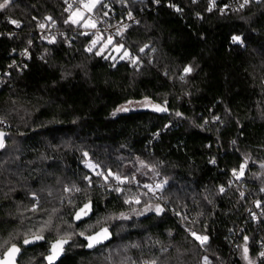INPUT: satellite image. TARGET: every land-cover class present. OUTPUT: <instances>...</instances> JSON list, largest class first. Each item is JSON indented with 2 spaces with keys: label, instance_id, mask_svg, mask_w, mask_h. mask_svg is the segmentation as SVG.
<instances>
[{
  "label": "trees",
  "instance_id": "obj_1",
  "mask_svg": "<svg viewBox=\"0 0 264 264\" xmlns=\"http://www.w3.org/2000/svg\"><path fill=\"white\" fill-rule=\"evenodd\" d=\"M107 2L118 16L132 12L139 25L100 55L104 42L88 51L87 35L74 37L71 47L39 38L41 23L69 27L65 0H12L0 11V71L29 52L22 71L11 69L0 86V121L8 134L0 151V240L11 235L21 247L19 264H48L57 228L60 235L107 228L109 239L93 248L73 235L55 264H205L204 257L209 264H246L247 237L250 258L263 264L264 221L245 211L257 196L264 209L257 177L264 165V0L227 14L208 11L207 0ZM113 44H123L117 55ZM125 50L140 68L121 59ZM187 66L193 70L185 74ZM146 97L167 111L113 115ZM96 171L137 183L117 193L110 189L114 179L105 183ZM145 184H163V198L144 195ZM74 185L81 191H65ZM126 196H139L140 203L126 204ZM89 202V215L75 220ZM157 204L161 214H137ZM50 216L45 240L23 245V234ZM188 229L209 237L206 252Z\"/></svg>",
  "mask_w": 264,
  "mask_h": 264
},
{
  "label": "snow or ice",
  "instance_id": "obj_2",
  "mask_svg": "<svg viewBox=\"0 0 264 264\" xmlns=\"http://www.w3.org/2000/svg\"><path fill=\"white\" fill-rule=\"evenodd\" d=\"M156 2L158 3L159 0H156ZM193 2H195V0H193ZM250 2V0H244V2L240 5L241 8H243L245 5H247ZM12 3V0H0V11L5 10L9 7V5ZM65 3L68 4V7L65 9V11L70 12V16L67 20H65V23H69L71 22L72 24H76V25H80L86 29H96V31L94 33H92V35L95 37L91 40V43L88 46V51H92V49L94 47H96V45L98 43H100V41L103 39L100 30L97 28V22L94 21L92 19V17L90 15H86L87 13H92L94 10L97 9V6H103L106 7V5L103 4V0H73V3H68V0H65ZM74 4L76 5L75 7V11H72ZM170 7H175V5H169ZM215 6V0H211V4L210 7L208 8V11H212L213 7ZM176 11H181L180 8H176ZM221 11L223 12V9H221ZM105 16H107V12L104 13ZM129 18H131V14L129 13ZM47 19L51 20V17H48ZM12 24H15L17 27H20V24L17 20H11L10 21ZM83 22V23H81ZM40 28H44L45 25L43 23H41L39 25ZM128 27V25H124V28L126 29ZM83 35H89L88 32H84L82 33ZM118 35H122V31L118 30L117 32ZM50 42H54V41H50ZM232 42L233 43H242V39L240 36H233L232 37ZM31 43V42H29ZM113 43V39L112 36H109L107 38V42L106 44L103 45V47L101 48V51H98L96 54L100 55L103 51V48H106L108 45ZM147 47V45L145 46ZM123 48V44H120L118 46H116L115 50L116 51H120ZM141 52L144 51V48L140 49ZM26 53H22V55H24ZM125 57H130V53L125 50L123 52V56H121V59L125 58ZM108 57H105V59H107ZM113 59H115V57H113ZM132 59V63L136 64L137 60L136 58H131ZM192 67L191 66H187L184 68V72L185 74L190 73L192 71ZM180 79H184L183 76L180 77ZM132 101H129V104H131ZM143 104V106H149L151 105V107L153 108V110L155 111H167L166 107H162L158 104H152L151 101L146 97L145 100L143 102H140ZM130 109L127 106L122 105L121 107L117 108L115 112H113V115L115 116L118 112H126L129 111ZM177 115H179V113H177ZM216 119H219L218 117ZM0 123H3V121H0ZM4 136L5 134L0 132V148H3L5 146L4 144ZM235 143V141L233 142ZM85 155H87L85 153ZM142 167H148V165L144 164L143 161L140 162ZM212 163H215V161H212ZM89 168L92 169H96L99 166L98 165H94L89 163L87 165ZM261 167H264V165H261ZM245 168V164H241L240 166V170H239V175L243 174ZM97 176H100L103 178V180L105 181V183L108 182L109 178L111 177L112 179H114L115 181L118 182V184H125V183H131L134 180L133 178H129V177H121L119 174H115L112 173L111 171H108L107 174H105V172L103 171H97L96 172ZM233 175H237L236 170H233ZM85 180L88 181L89 185H91L92 180L91 177L85 176L84 177ZM144 188L148 189L149 192H151L153 195L156 194L157 191H162L163 190V184H156L154 187L152 185H148L145 184L143 185ZM75 190L76 192H80L81 189L79 187H76L75 185L73 186V188H66L65 191H72ZM113 191H116L117 193H122L124 191V189L120 188V187H114L112 188ZM221 192L224 191L223 187H221L220 189ZM144 195H147V193H144ZM241 195H243V193H241ZM34 199H35V194H34ZM124 202L126 204H131V203H140V198L139 196H133L131 198L129 197H125ZM38 206H39V200L35 199V204L33 205L31 211L36 212L38 210ZM92 210V206H91V202L89 203H85L83 205V207H81L74 216V219L79 221L81 220L84 216L89 215V213ZM147 211H155L157 213V215L161 214L164 211V208H162L159 204L155 205V207L153 208L151 205H149L146 208ZM56 210L54 209L53 212H55ZM178 214V213H177ZM121 218L126 219L127 217H125L123 214H121ZM99 223V221L97 222ZM51 226H52V217L50 216L49 219L47 221H44L43 224L36 229L35 231H33L32 229H29L27 232H25L23 234L24 238H23V245H30V244H34L38 241H42L45 240V231H49L51 230ZM69 227H72V225H69ZM91 227V226H90ZM57 232V238L55 240H51L49 242L50 246H49V252L48 255H46L44 257V259L48 262V264H55V261L58 259V257L64 252V246L66 244L69 243V241L73 238V235H79L84 237V239L87 241V247L88 248H93L101 243H103V241L109 239V232L107 228H101L98 232H96L93 235H85L84 231L78 232V233H69V232H65L63 235H60L59 233V228L56 229ZM169 235H171V233H169ZM191 235L193 236V238L195 240H197L201 246H204L207 242L209 237L206 235H197V233L192 232ZM245 245L243 246V258L245 260H248V247H247V240L248 238L245 237ZM13 241V237L10 235L8 239H3L0 240V264H17V256L20 254L21 252V247L17 245V243L12 242ZM131 247H138V245H131ZM261 257H264V251H262L260 253ZM106 259H111V257H108ZM204 261L205 264H209L208 262V258L204 257ZM132 264H136L135 261H132ZM142 264H157V260L153 259L151 261H143ZM249 264H252V262L249 260Z\"/></svg>",
  "mask_w": 264,
  "mask_h": 264
},
{
  "label": "built area",
  "instance_id": "obj_3",
  "mask_svg": "<svg viewBox=\"0 0 264 264\" xmlns=\"http://www.w3.org/2000/svg\"><path fill=\"white\" fill-rule=\"evenodd\" d=\"M207 1H208V7H210L211 0H207ZM243 2L244 0H225L224 2H220V0H215V6L213 7L212 11H218L221 14L243 11L249 4L248 3L243 8H241L240 5ZM68 3H73V0H68ZM104 5H106V7H103V6L98 7L94 12L86 14V15H90L92 19L97 22V28L100 30L101 35L103 37V39L100 42L107 41V38L109 36H112L113 43L115 41H119L126 32L130 31L132 28L139 25L138 18L134 14H132V12H127L126 14L122 16H118L116 15L115 9L110 3L107 2ZM67 7H68V4L66 3L65 9ZM75 7L76 5L74 4L72 11H75ZM175 7L177 6L175 5ZM221 9H223V12L221 11ZM105 12H107V16L104 15ZM129 13L131 14V18H129ZM10 21L9 23L12 24ZM44 25H45L44 28H40V27L38 28L39 38L43 40H48V41L60 40L63 42L65 47H71L72 39L74 37H78L79 34H82L84 32L89 33V35L87 36H89L91 40L95 38L92 35V33H94L96 29H90V28L86 29L80 25L72 24L71 22H70L69 27L67 28L59 27L54 22L44 23ZM124 25H128V27L125 29ZM118 30L122 31V35L117 34ZM91 40L87 44V49H88L89 44L91 43ZM22 53H26V54L22 55ZM22 53L20 55L19 60L14 61L7 69L0 71V86L3 84V81L6 79V77L9 76L11 69L15 68L18 71H22V69L26 66V63L29 60V52L26 50ZM131 58H134V57L132 55H130V57H127V59L132 62ZM141 65L142 63L139 60H137L136 68H140ZM135 183L137 182L133 180L131 183H125L121 185V184H118L117 181L113 180L111 182L110 189L114 187L123 188L127 184H130L131 186H136ZM223 189L225 190V188ZM164 190L165 188L163 187L162 191H157L156 194L153 195L151 192L148 191V189H146V193L147 195L152 196L156 199H162ZM245 195H248V192H245ZM245 212L250 215V219L254 222L260 223L264 221V209L261 206L260 198L258 196L253 197L251 199V203L247 207ZM192 232H195V231L192 229L187 230V234L189 236H192L191 235ZM258 245H259V259L264 264V257L260 256V253L264 251V235L261 238H259ZM201 249L204 252H206L207 250L205 246H202Z\"/></svg>",
  "mask_w": 264,
  "mask_h": 264
},
{
  "label": "rangeland",
  "instance_id": "obj_4",
  "mask_svg": "<svg viewBox=\"0 0 264 264\" xmlns=\"http://www.w3.org/2000/svg\"><path fill=\"white\" fill-rule=\"evenodd\" d=\"M98 7H99V5L97 6V8H98ZM94 11H95V10H94ZM94 11H93V12H94ZM106 42H107V41H105L104 44H106ZM110 45H111V44H110ZM110 45H108L106 48H108ZM113 45H114V44H113ZM116 46H118V45H114V48H113V51L115 52V55L119 54V53L122 51V49H121L120 51H116V50H115ZM106 48H103V51H104V49H106ZM144 100H145V99H143V100H139V101H132L131 104H129V102H128V103L125 104L124 106H127L130 110H132V109H140V108L151 107V105H149V106H143V104L140 103V102H143ZM150 101H151V100H150ZM151 103L153 104L152 101H151ZM0 126H1V128H5V123L1 124ZM244 171H245V168H244ZM244 171H243V173H244ZM257 177H258V179L260 180L261 184L264 185V167H261V166H260V171H259V173L257 174ZM146 212H147V210H146V208H145L142 212H138L137 214H143V213H146ZM244 260H245V259H244ZM249 260L252 262V264H256V263L250 258L249 254H248V260H245V261H246V264H249Z\"/></svg>",
  "mask_w": 264,
  "mask_h": 264
},
{
  "label": "water",
  "instance_id": "obj_5",
  "mask_svg": "<svg viewBox=\"0 0 264 264\" xmlns=\"http://www.w3.org/2000/svg\"><path fill=\"white\" fill-rule=\"evenodd\" d=\"M0 132H2V133L5 134V136H4V144H5V141H6L7 137H8L7 131H6L4 128H2V129H0ZM1 150H2V148H0V151H1ZM20 255H21V252H20V254L17 256V264H19V258H20Z\"/></svg>",
  "mask_w": 264,
  "mask_h": 264
}]
</instances>
